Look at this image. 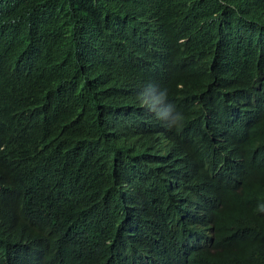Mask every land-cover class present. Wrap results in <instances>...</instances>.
Instances as JSON below:
<instances>
[{
  "label": "trees",
  "instance_id": "trees-1",
  "mask_svg": "<svg viewBox=\"0 0 264 264\" xmlns=\"http://www.w3.org/2000/svg\"><path fill=\"white\" fill-rule=\"evenodd\" d=\"M143 3L138 30L125 16L128 0H0V80H11L20 95L16 109L1 106L0 161L27 158L23 178L0 189V224L9 223L8 209L30 224L52 216L66 227L94 213L108 230L122 227L121 190H132L125 201L132 206L136 192L150 193L129 179L142 156L131 154L136 126L108 110L121 111L143 90L154 74L144 71L181 63L179 79L197 76L209 88L206 110L215 119L197 145L223 174L215 253L201 264H264V0ZM137 35L147 53L126 45L116 53ZM236 172H243L241 185ZM142 215L153 222L139 228L160 220L149 209ZM234 221L244 239L230 256L216 254L235 241H226ZM0 264L17 262L0 257Z\"/></svg>",
  "mask_w": 264,
  "mask_h": 264
},
{
  "label": "clouds",
  "instance_id": "clouds-1",
  "mask_svg": "<svg viewBox=\"0 0 264 264\" xmlns=\"http://www.w3.org/2000/svg\"><path fill=\"white\" fill-rule=\"evenodd\" d=\"M125 16L136 28L147 16L143 0H128ZM115 38L125 35L115 31ZM142 35L126 36L116 53L136 47L138 52L147 53ZM129 57L124 55L123 61ZM181 63L159 69L144 71L149 83L130 99L125 100L122 110L110 108L116 118L133 121L137 140L131 139L133 151L142 156L138 171L129 174L131 182L147 187L150 193L136 192L134 206L125 201L132 197V190H121L120 205L122 227L108 230V220L91 213L80 220L57 226L54 218L48 217L30 224L16 210H8L9 223L0 224V257L3 261L17 264H201L210 252L215 253L217 230L214 210L220 207L222 179L213 157L207 149H200L197 138L208 130V122L215 118L208 113L209 88L201 85L197 76L178 78L183 72ZM20 102L18 89L11 80H0L1 106L13 107ZM199 117L198 121L194 118ZM208 121V122H207ZM6 126L0 123V136ZM205 136V135H203ZM150 138V140H147ZM24 157V151H23ZM27 158L13 156L6 163L0 161V189L15 177L23 178L27 172ZM25 166V168H23ZM238 185L243 183V172L235 173ZM129 181V182H130ZM185 188L179 191L182 185ZM130 185H132L130 183ZM130 193L129 195H127ZM149 209L157 212L160 220L153 227ZM264 212V204L258 206ZM110 219V217H108ZM133 222V223H132ZM60 230H59V229ZM233 235L226 241L235 240L222 253L230 256V250L244 239L242 231L234 221Z\"/></svg>",
  "mask_w": 264,
  "mask_h": 264
}]
</instances>
